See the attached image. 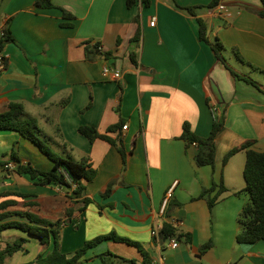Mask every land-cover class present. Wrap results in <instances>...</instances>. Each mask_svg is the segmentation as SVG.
<instances>
[{
	"label": "crops",
	"instance_id": "0c3cea01",
	"mask_svg": "<svg viewBox=\"0 0 264 264\" xmlns=\"http://www.w3.org/2000/svg\"><path fill=\"white\" fill-rule=\"evenodd\" d=\"M210 1L147 0L145 5L134 0L128 6L127 0H52L54 8L38 9L35 0H0V37L6 31L12 38L1 52L6 64L0 72V113L12 103L22 104L25 116L36 119L44 134L72 148L73 160L87 156L96 170L74 199L72 189L39 186L0 168V192L27 195L0 202L15 200L10 211L65 221L59 244L66 255L86 240L114 232L139 242L157 264H264V240L238 244L235 239L238 214L248 201L242 192L246 152L221 164L246 141L264 152V80L252 74L264 78V73L249 66L264 71V17L257 14L262 4L219 0L230 11L226 18L216 7H207ZM188 7H195L194 14ZM60 8L74 18L65 19ZM197 18L207 24L210 43L223 45L222 55L229 52L238 66L224 57L226 63L244 78L232 76L210 44L200 40ZM63 22L72 26L62 27ZM104 67L119 71L120 78L104 73ZM212 106L223 115L225 127L216 139L214 167H198L195 147L186 148L180 138L182 126L188 123L194 134L206 137ZM120 120L127 128L108 132ZM80 126L121 138L124 164L114 146L100 139L90 142L78 132ZM13 146L21 163L41 170L52 167L30 141L0 131V161H9ZM221 180L225 190L210 210L198 196L212 184L216 191ZM110 182V193L102 196ZM83 198L92 202L85 204ZM163 223L189 233L191 241L174 237L176 248L167 240L154 243L152 232ZM18 238L27 239L26 249L31 240L38 243L36 256L43 252L38 240L15 228L0 233V247ZM105 252L141 261L135 247L107 240L88 250L85 262L100 264L97 256ZM24 254L18 251L4 264H28L36 258Z\"/></svg>",
	"mask_w": 264,
	"mask_h": 264
},
{
	"label": "trees",
	"instance_id": "16d2710c",
	"mask_svg": "<svg viewBox=\"0 0 264 264\" xmlns=\"http://www.w3.org/2000/svg\"><path fill=\"white\" fill-rule=\"evenodd\" d=\"M142 1L147 5V0ZM218 1L219 0H211L207 7H216ZM133 2L134 0H127V5L131 6ZM260 2L262 4V9L258 11L257 14L260 17H264V0H260ZM35 6L38 9L55 7L52 0H35ZM194 9L195 7L187 8L192 14H194ZM61 11L65 19L71 20L74 18L67 11L63 9H61ZM197 22L199 26V38L201 41L210 44L216 60L220 61L232 76L244 78L226 63V60L222 55L223 45L219 41H215L212 44L210 43L208 39V27L205 21L197 18ZM60 25L62 27L72 26L69 22H63L60 23ZM138 36L139 31L136 32L134 39H137ZM11 41V36L4 31L0 37V53L4 46ZM87 50L88 49L86 48V51ZM234 53L240 62H245L237 51H234ZM109 55V53H104L105 57H108ZM129 58L134 64H136L134 53H130ZM249 66L255 71H261L264 73V71L259 70L251 64H249ZM122 125L123 121L120 120L118 124L110 126L108 132L121 128ZM224 127V117L221 113L214 116L211 130L206 137L197 136L192 132L188 123L183 124L180 138L185 142L186 148H189L192 146V143H195L194 161L198 167H214L216 139L224 130ZM0 131H10L19 134L21 137L35 145L38 150L52 162V167L49 170H41L32 166L30 163L23 164L18 157L15 146H13L9 161H0L1 171L6 174H9L10 170L6 169L4 166L9 162H12L14 164L12 172L17 175L26 176L34 184L39 186L56 185L65 189H72L71 197L74 199L80 198L85 189V183L91 182L96 177V170L92 168L87 156L80 158L78 161L73 160L70 154L72 148H70L67 143L63 142L61 138L60 141H56L52 137L44 134L38 126L36 119L25 116L22 104L12 103L8 106L5 112L0 113ZM78 132L90 142L100 139L114 146L120 153L124 164L125 150L121 138L112 139L106 134H100L95 128L89 126H80ZM253 143L254 142L250 140L232 148L223 157L221 162L222 165H225L234 153L241 150L246 152L243 169L245 186L242 192L246 194L248 201L241 208L237 218L238 224L240 225V231L235 239L238 244H253L260 240H264V152L255 150L252 147ZM113 184L114 182H110L101 195L107 196L110 193ZM224 190L225 187L221 180L217 185L216 191L215 184H212L208 188H203L198 198L203 199L211 210L216 204L219 195L224 192ZM236 195H238V193ZM9 196H17L20 198L27 197V195L23 193L0 192V198ZM82 202L87 204L92 202V200L83 198ZM16 205L17 202L11 199L0 202V233L7 229L15 228L38 240L43 248V252L39 253L35 260L28 264H81L82 262L87 261L86 253L88 250L107 240L123 242L135 247L141 255V261L139 264H157L154 262L149 252H147L139 242L118 236L114 232L86 240L81 247L76 249L72 255L68 256L61 251L59 244L60 229L65 224V221L60 219L49 221L29 211L9 210V208ZM28 205L31 206V203ZM70 215L71 210H66V216L69 217ZM16 216L20 219L14 218ZM157 234L158 237H153L154 243L158 242L163 244L171 237L183 239L188 243L191 241L189 233L182 232L168 223H163ZM51 239H53V247L50 251H46ZM26 242L27 239L18 238L12 243H7L4 247H0V264H4L8 257H11L18 251L27 253V249L24 247ZM209 246L210 243L203 245L200 252L202 253ZM97 258L99 259L100 264H138L134 259L119 257L111 252L102 253L98 255Z\"/></svg>",
	"mask_w": 264,
	"mask_h": 264
},
{
	"label": "built area",
	"instance_id": "2783aa9c",
	"mask_svg": "<svg viewBox=\"0 0 264 264\" xmlns=\"http://www.w3.org/2000/svg\"><path fill=\"white\" fill-rule=\"evenodd\" d=\"M216 8H217V10L222 14V16L223 17H226V18H228V17H230V11L223 5V4H218L217 6H216ZM154 21H155V18H152V20H151V22H150V25L151 26H153L154 25ZM3 34V33H2ZM5 64H6V59H5V57L0 53V72L5 68ZM103 72L104 73H109L110 75H111V77L113 78V79H119L120 78V72L119 71H117V70H113V69H111V68H109V67H104L103 68ZM211 110V112H212V115H213V117L214 116H217V115H219L220 114V112H219V110L216 108V107H213L212 106V108L210 109ZM127 128V126L125 125V126H123L122 127V129H126ZM192 146L193 147H195V143H192ZM6 169H8V170H12L13 168H14V164H12V163H8L7 165H5L4 166ZM74 187V186H73ZM158 230H154L153 232H152V236L153 237H158ZM167 241H169V245L172 247V248H176L177 246H178V243H177V241H176V239L174 238V237H171V238H169V239H167ZM157 244H160V243H158L157 242Z\"/></svg>",
	"mask_w": 264,
	"mask_h": 264
},
{
	"label": "rangeland",
	"instance_id": "374dc122",
	"mask_svg": "<svg viewBox=\"0 0 264 264\" xmlns=\"http://www.w3.org/2000/svg\"><path fill=\"white\" fill-rule=\"evenodd\" d=\"M223 55L227 59V61H229L232 65H234L236 67L238 66L237 65L238 63H236V61L234 60V58H232V56H231V54H229V52H223ZM252 74L254 77L259 78L261 80H264V78H262L260 74H256V73H252ZM37 244L35 243L34 240H31V243H29L27 246L28 253H26V254L23 253V254L28 255L29 258L35 257L36 254L38 253L39 249H40V246ZM52 247H53V239L50 240V244H49L48 249L46 251H50L52 249ZM17 256H20V255H17ZM81 264H87V263L82 262Z\"/></svg>",
	"mask_w": 264,
	"mask_h": 264
}]
</instances>
